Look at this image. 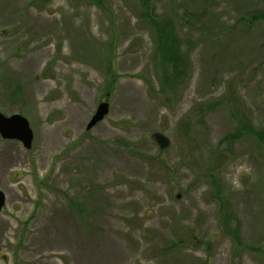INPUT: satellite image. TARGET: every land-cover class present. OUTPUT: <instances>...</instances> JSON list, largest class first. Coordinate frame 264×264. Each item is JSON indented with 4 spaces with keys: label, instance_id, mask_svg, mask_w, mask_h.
Returning <instances> with one entry per match:
<instances>
[{
    "label": "rangeland",
    "instance_id": "obj_1",
    "mask_svg": "<svg viewBox=\"0 0 264 264\" xmlns=\"http://www.w3.org/2000/svg\"><path fill=\"white\" fill-rule=\"evenodd\" d=\"M102 2L0 0V112L34 133L30 148L0 135V264H264V144L219 147L243 115L264 128V20L237 23L264 0H152L194 41L166 89L147 8Z\"/></svg>",
    "mask_w": 264,
    "mask_h": 264
},
{
    "label": "trees",
    "instance_id": "obj_2",
    "mask_svg": "<svg viewBox=\"0 0 264 264\" xmlns=\"http://www.w3.org/2000/svg\"><path fill=\"white\" fill-rule=\"evenodd\" d=\"M89 1L94 2L99 6H103L102 0ZM140 1L142 6L147 8V10L142 12L143 14H141L140 17L144 22H148L149 26L154 29L157 35L158 47L155 50V68L158 70V74H160L159 69H161L160 79L166 84L165 89L167 88V85L170 86L172 82L174 83L172 86L175 84L178 85L187 67V57L183 49V45L187 47V41L179 36V31L176 30L178 22L175 18L158 14L157 9L151 7L152 0ZM263 20L264 9H256L249 13H244V16L240 17L237 23L244 25L247 29H251L256 23L262 22ZM182 26H184V24ZM188 43V47L193 48L194 41L188 39ZM188 47L187 50L189 49ZM169 67H171L172 71ZM109 82L110 86L114 87L116 83L115 77H111ZM168 82L170 83L168 84ZM238 122V127H236L233 132L224 136L219 147L227 145L230 146L228 148H231L233 143L237 140L250 136L255 139L256 143L254 144V147L260 149L264 144V128L254 126L251 119L245 115L241 116ZM258 141H260V143ZM219 178L220 175L218 177L217 175H213L211 185L215 191L214 196L219 203L217 212L220 215L221 228L225 234L231 236L236 247L239 248L242 245L239 219L233 211L227 210L228 204L227 199L224 196V184Z\"/></svg>",
    "mask_w": 264,
    "mask_h": 264
},
{
    "label": "water",
    "instance_id": "obj_3",
    "mask_svg": "<svg viewBox=\"0 0 264 264\" xmlns=\"http://www.w3.org/2000/svg\"><path fill=\"white\" fill-rule=\"evenodd\" d=\"M109 110V102H101L98 105L95 114L91 117L89 123L87 124V129H91L99 121L103 120L104 117L109 113ZM0 135L3 139L19 140L26 148H30L32 146L34 138V133L30 126L29 120L19 113L6 116L0 112ZM156 139L162 148H165L169 145L168 138L163 134H156ZM5 205L6 195L0 189V216Z\"/></svg>",
    "mask_w": 264,
    "mask_h": 264
}]
</instances>
